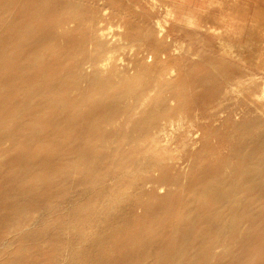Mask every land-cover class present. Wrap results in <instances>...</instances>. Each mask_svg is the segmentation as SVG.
<instances>
[{"label": "rangeland", "instance_id": "rangeland-1", "mask_svg": "<svg viewBox=\"0 0 264 264\" xmlns=\"http://www.w3.org/2000/svg\"><path fill=\"white\" fill-rule=\"evenodd\" d=\"M0 264H264V0H0Z\"/></svg>", "mask_w": 264, "mask_h": 264}, {"label": "bare ground", "instance_id": "bare-ground-1", "mask_svg": "<svg viewBox=\"0 0 264 264\" xmlns=\"http://www.w3.org/2000/svg\"><path fill=\"white\" fill-rule=\"evenodd\" d=\"M69 18H70V17H69ZM160 22H161V21H160ZM156 24H157V23H156ZM160 25H161V24H160ZM161 27H162V26H161ZM161 29H162V28H161ZM162 30H164V29H162ZM51 31H52V29H51ZM159 31H160V29H159ZM101 33H102V32H101ZM160 33H162V31H160ZM160 33H159V34H160ZM103 34H104V32L102 33V35H103ZM102 37H103V36H102ZM100 38H101V37H100ZM98 39H99V38H98ZM98 39H97V40H98ZM102 40H103V39H102ZM106 40H107V39H106ZM104 42H105V40H104ZM152 52H153V51H152ZM154 52H155V51H154ZM163 54H164V53H163ZM146 55H147V54H146ZM153 55H154V54L152 53L151 55L149 54L148 56H146L147 59H148V61H152V59H153ZM195 55H196V54H195ZM159 56H160V55H159ZM165 56H166V55H165ZM146 57H145V58H146ZM145 58H144V59H145ZM165 58H166V57H165ZM108 59H110V56H109ZM108 59H107V60H108ZM166 59H167V58H166ZM90 60H91V59H90ZM107 60H105V61H107ZM88 61H89V59H88ZM91 61H92V60H91ZM103 61H104V58H103L102 62H103ZM87 63H88V62H87ZM87 63H86V64H87ZM91 63H92V62H91ZM95 63H96V62H95ZM104 63H105V62H104ZM104 63H103V64H104ZM92 64H94V63H92ZM92 64H91V65H92ZM96 64H97V63H96ZM84 65H85V64H84ZM104 65H105V64H104ZM89 66H90V65H89ZM84 67H87V66H84ZM93 67H94V66L92 65V68H93ZM97 68H98V67H97ZM82 69H83V68H82ZM86 69H88V68H85L84 70H86ZM94 69H96V68L94 67ZM84 70H83V72H84ZM88 70H89V69H88ZM88 70H87V71H88ZM87 73H88V72H87ZM87 73H86V74H87ZM86 76H87V75H86ZM80 81H81V80H80ZM83 81H84V80H83ZM237 83H238V82H237ZM78 84H79V83H78ZM78 88H79V87H78ZM76 89H77V88H76ZM172 101H173V100H172ZM172 101H171V102H172ZM141 104H142V103H141ZM137 107H138V106H137ZM257 107H258V106H257ZM171 113H172V112H171ZM236 114H237V113H236ZM172 115H173V114H172ZM174 116H175V115H174ZM197 117H198V116H197ZM166 118H167V117H166ZM167 120H171L170 117H168ZM112 121H113V120H112ZM172 121H173V120H172ZM256 122H257V121H256ZM191 123H192V121H191ZM260 124H261V123H260ZM166 125H167L166 122H165V123L163 122V124L160 125V127L162 128V126H166ZM141 126H142V125H141ZM145 126H146V124H145ZM258 126H260V125L258 124ZM261 126H262V125H261ZM143 127H144V126H143ZM194 127H196V126H194ZM155 128H156V129H155L154 131L156 132V134H158V133H159V131H158V127H155ZM164 128H165V127H164ZM197 128H198V127H197ZM143 129H144V128H143ZM143 129H142V130H143ZM161 130H162V129H161ZM187 130H189V129H187ZM192 130H193V129H192ZM199 130H200V129H199ZM145 131H146V130H145ZM194 132H196V131H194ZM194 132L189 131L188 134L193 135ZM143 133H145V132L143 131ZM153 134H154V133H153ZM195 135H196V133H195ZM198 135H199V134H198ZM197 137H199V136H197ZM194 138H195V137H194ZM248 140H249V139H248ZM83 157H84V156H83ZM172 159L174 160V158H172ZM172 159H171V160H172ZM176 160H177V159H176ZM180 161H181V160H180ZM82 162H83V160H82ZM170 162H171V161H170ZM176 163H177V162H176ZM182 163H183V162H182ZM170 165H172V163H171ZM173 167H174V166H173ZM143 180H145V179H143ZM148 180H149V179H148ZM150 180L153 181V179H150ZM146 181H147V179H146ZM146 181H145V182H146ZM139 182L142 183V182H144V181H139ZM148 182H149V181H148ZM148 182H147V183H148ZM234 183H235V182H234ZM143 184H144V183H143ZM145 184H146V183H145ZM154 184H155V183H154ZM141 186H142V185H141ZM235 186H238V184H237V185L235 184ZM144 187H145V186H144ZM223 188H224V187H223ZM233 189H234V188H233ZM227 192H228V191H227ZM229 192L231 193V191H229ZM227 196H228V195H227ZM120 216H121V215H120ZM226 219H227V218H226ZM226 221H227V220H226ZM215 223H216V222H215ZM225 223H226V222H225ZM217 224H218V222H217ZM216 233H218V232H216ZM209 243H210V242H209ZM213 243H214V241H213ZM213 243H212V245H214ZM215 243H216V242H215ZM210 244H211V243H210ZM261 245H262V244H261ZM210 247H211V246H210ZM181 249H182V248H181ZM207 250L209 251V249H207ZM209 252H210V251H209ZM206 253H207V252H206Z\"/></svg>", "mask_w": 264, "mask_h": 264}]
</instances>
